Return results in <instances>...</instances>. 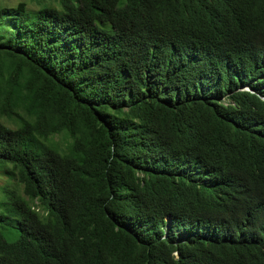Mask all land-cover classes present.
<instances>
[{
    "label": "trees",
    "instance_id": "16d2710c",
    "mask_svg": "<svg viewBox=\"0 0 264 264\" xmlns=\"http://www.w3.org/2000/svg\"><path fill=\"white\" fill-rule=\"evenodd\" d=\"M2 1L0 264H264V0Z\"/></svg>",
    "mask_w": 264,
    "mask_h": 264
},
{
    "label": "rangeland",
    "instance_id": "374dc122",
    "mask_svg": "<svg viewBox=\"0 0 264 264\" xmlns=\"http://www.w3.org/2000/svg\"><path fill=\"white\" fill-rule=\"evenodd\" d=\"M20 1H26L29 5L30 8L32 9H38V7L40 6L36 1H32V0H3L2 2L5 4H9V5H15ZM246 90H250V88L248 86L245 87ZM6 121V120H3ZM11 126V124H9ZM56 139L61 140V141H65L64 137L62 135H57L55 136ZM3 182V179L0 178V184Z\"/></svg>",
    "mask_w": 264,
    "mask_h": 264
},
{
    "label": "clouds",
    "instance_id": "9594fccd",
    "mask_svg": "<svg viewBox=\"0 0 264 264\" xmlns=\"http://www.w3.org/2000/svg\"><path fill=\"white\" fill-rule=\"evenodd\" d=\"M262 98L264 99V96H262Z\"/></svg>",
    "mask_w": 264,
    "mask_h": 264
}]
</instances>
